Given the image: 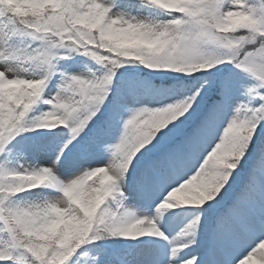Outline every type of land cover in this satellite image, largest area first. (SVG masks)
I'll use <instances>...</instances> for the list:
<instances>
[{
	"label": "snow or ice",
	"instance_id": "1",
	"mask_svg": "<svg viewBox=\"0 0 264 264\" xmlns=\"http://www.w3.org/2000/svg\"><path fill=\"white\" fill-rule=\"evenodd\" d=\"M254 258L264 0H0V264Z\"/></svg>",
	"mask_w": 264,
	"mask_h": 264
},
{
	"label": "trees",
	"instance_id": "2",
	"mask_svg": "<svg viewBox=\"0 0 264 264\" xmlns=\"http://www.w3.org/2000/svg\"><path fill=\"white\" fill-rule=\"evenodd\" d=\"M80 63V64H88L89 66H91V67H95V65L90 61V60H88L87 58H85V57H82V56H77V55H73V57H72V59H70V60H68V61H62L61 62V64H62V66L63 65H73L74 63ZM70 68V67H69ZM68 68V69H69ZM54 84H55V80H53L52 81V83H50L49 84V88H51V90L54 92L55 91V87H54ZM46 94H47V90H46ZM37 107V109H41V110H43V109H46L48 106L47 105H37L36 106ZM9 159L13 162V163H15V161L18 159V157L15 155V154H13L12 156H10L9 157ZM26 194H21V196H25Z\"/></svg>",
	"mask_w": 264,
	"mask_h": 264
},
{
	"label": "rangeland",
	"instance_id": "3",
	"mask_svg": "<svg viewBox=\"0 0 264 264\" xmlns=\"http://www.w3.org/2000/svg\"><path fill=\"white\" fill-rule=\"evenodd\" d=\"M69 71H73V70H75V71H80V70H83V64H80V63H74L69 69H68ZM20 162H24L23 160H21ZM36 191H40L39 189L38 190H36ZM180 207H189V206H180ZM183 223H184V218L183 217H179V216H177V217H173V218H171L170 219V221H169V225H170V227H171V229L175 232V231H177L180 227H182V225H183ZM255 260H256V258H254V260H253V264H255Z\"/></svg>",
	"mask_w": 264,
	"mask_h": 264
}]
</instances>
